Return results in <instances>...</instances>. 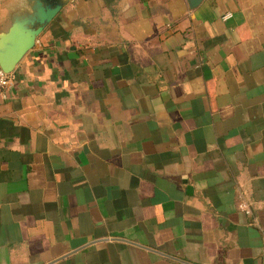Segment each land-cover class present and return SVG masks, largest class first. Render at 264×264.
Returning <instances> with one entry per match:
<instances>
[{
	"label": "crops",
	"instance_id": "obj_1",
	"mask_svg": "<svg viewBox=\"0 0 264 264\" xmlns=\"http://www.w3.org/2000/svg\"><path fill=\"white\" fill-rule=\"evenodd\" d=\"M0 264H264V0H68L0 100Z\"/></svg>",
	"mask_w": 264,
	"mask_h": 264
},
{
	"label": "water",
	"instance_id": "obj_2",
	"mask_svg": "<svg viewBox=\"0 0 264 264\" xmlns=\"http://www.w3.org/2000/svg\"><path fill=\"white\" fill-rule=\"evenodd\" d=\"M194 1V0H193ZM68 0H19L9 9L10 25L0 32V69L13 73L37 38Z\"/></svg>",
	"mask_w": 264,
	"mask_h": 264
},
{
	"label": "built area",
	"instance_id": "obj_3",
	"mask_svg": "<svg viewBox=\"0 0 264 264\" xmlns=\"http://www.w3.org/2000/svg\"><path fill=\"white\" fill-rule=\"evenodd\" d=\"M230 15H224L223 19H229ZM13 82V73H5L0 69V100L4 101L7 99V91L11 87Z\"/></svg>",
	"mask_w": 264,
	"mask_h": 264
}]
</instances>
